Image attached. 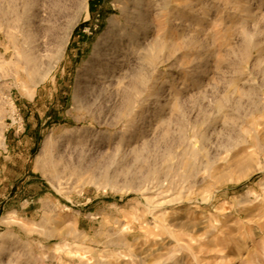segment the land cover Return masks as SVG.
<instances>
[{
    "label": "rangeland",
    "instance_id": "1",
    "mask_svg": "<svg viewBox=\"0 0 264 264\" xmlns=\"http://www.w3.org/2000/svg\"><path fill=\"white\" fill-rule=\"evenodd\" d=\"M0 264H264V0H0Z\"/></svg>",
    "mask_w": 264,
    "mask_h": 264
},
{
    "label": "bare ground",
    "instance_id": "2",
    "mask_svg": "<svg viewBox=\"0 0 264 264\" xmlns=\"http://www.w3.org/2000/svg\"><path fill=\"white\" fill-rule=\"evenodd\" d=\"M81 79H82V74L79 72V73H77L75 80L79 81Z\"/></svg>",
    "mask_w": 264,
    "mask_h": 264
}]
</instances>
